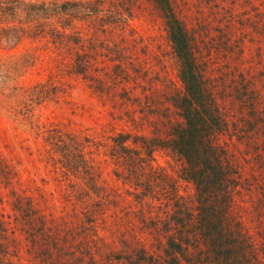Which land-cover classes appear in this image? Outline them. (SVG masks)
I'll use <instances>...</instances> for the list:
<instances>
[{
	"label": "rangeland",
	"instance_id": "rangeland-1",
	"mask_svg": "<svg viewBox=\"0 0 264 264\" xmlns=\"http://www.w3.org/2000/svg\"><path fill=\"white\" fill-rule=\"evenodd\" d=\"M173 2L196 30L205 84L227 122L219 141L239 174L230 216L264 264V0ZM61 3L66 10L51 16ZM39 9L47 14L33 21L31 11ZM230 13L233 27L227 28L220 17ZM79 35L87 38L80 58L96 61L100 84L95 66L88 76L73 68ZM113 64H120L119 72L107 77ZM176 70L162 19L149 0H0V264H77L79 257L82 264L93 250L82 246L86 241L103 258L140 244L155 253L165 232L180 233L171 214L194 209V190L181 178V159L168 151L152 149L150 165L143 160L146 150L139 151L135 165L147 176L138 185H149L144 203L118 212L104 196H113L108 184L124 197L134 193L127 163L109 155L114 134L164 139L180 121L170 103L181 92ZM76 136L85 152L106 163V181L93 173L94 189L77 186L59 160L62 143ZM133 146L139 150V142ZM118 167L120 179L112 172ZM49 236L60 244L55 247ZM69 242L73 256L60 249ZM184 244L180 264H208L199 257L205 251L200 240L189 236ZM76 246L84 256L74 253Z\"/></svg>",
	"mask_w": 264,
	"mask_h": 264
},
{
	"label": "trees",
	"instance_id": "trees-1",
	"mask_svg": "<svg viewBox=\"0 0 264 264\" xmlns=\"http://www.w3.org/2000/svg\"><path fill=\"white\" fill-rule=\"evenodd\" d=\"M149 1L162 19L171 53L176 61V76L181 84V92L173 95L170 98V103L180 121L171 127L170 134L164 139L157 138V136L150 138L138 135L131 136L127 133H118L111 137L109 140L111 142L109 155L113 159H117L120 164L123 161L127 163V176L133 184L131 190L134 193L127 191L124 197L123 194L117 193L108 184L113 196L104 195L106 197L105 201L110 207L115 206L114 209L118 212L126 213H129L130 204L144 203L148 198L146 189H149V185H145L143 189L138 185V182L147 175L143 168H137L135 163L140 159L139 151L141 149L146 150V157L143 158L146 162L150 157L151 150L158 149L168 151L181 159L183 163L181 178L192 184L195 197L193 201L194 209L181 210V208H178L173 211L171 214L173 223L171 225L176 228L179 226L180 229L177 228V232L180 231V233L166 235L165 232L162 239L158 241L160 244V246L158 245V252L157 250L155 253L149 251L147 244H140L136 250L135 247H130L129 251L120 254H114L113 251H110L103 258L98 248L93 245L89 246L91 244L86 241L82 246L93 248V250L87 251L89 259L82 264H104L107 257H110L108 264H121L120 261H124L125 264H180L179 256L186 249L184 243L188 242L189 236L201 241L205 253L200 249L199 257L203 256L205 260H208V264H259L256 249L247 242L248 237L242 236L243 232L239 222L230 216L231 191L239 186V174L232 158L229 157L227 150L219 141V136L227 131V122L223 118L211 91L205 84L201 64L196 55V30L189 29L186 22L178 16L173 0ZM213 4L215 7L219 6L217 2H213ZM206 5L209 6L210 10L214 9L210 4ZM59 9V11H54L51 16L54 13L64 12L66 3L60 6ZM85 12H87L86 15L92 12L95 14L96 8H93L92 12ZM31 13L35 14L31 18L36 21L41 18V15H46L47 11L43 13V10L39 9L37 13L35 11H31ZM230 14L221 15L220 17L221 21H227V28L233 27V17ZM10 15L16 17L17 11L10 12ZM59 34L61 37L64 36L61 32ZM79 37V41H75L73 44V53L77 55L73 68L77 67L78 74L88 76L87 72L90 68L96 67L97 80L100 84L99 80L102 79L101 69L96 66V61L80 58L85 53L78 50L87 45V38L82 35H79ZM79 53L84 54L79 55ZM119 68L120 64L115 66L113 64L111 73L106 76L115 75L119 72ZM123 71L125 75V70L123 69ZM89 79L93 81L92 78ZM38 86H34L33 89ZM136 142H139V150H136L133 146ZM73 144H76L73 153H71L72 151L65 153V149L68 146H73ZM87 148L82 139L76 136L74 141L73 137L68 142L64 141L57 154L60 156L59 160L62 158L65 161L64 169L73 173L77 186L82 188V185L90 184V187L94 189L96 181L93 173L99 175L101 183L106 181L103 176L106 163H101L94 155L85 152ZM147 163L150 165L149 162ZM112 172L120 179L117 175L122 173L120 167L112 170ZM173 187L174 184H171L170 188ZM85 192L88 194V191ZM100 195L101 193L96 196L102 198ZM128 197L132 200H128ZM101 202L103 201L99 199L98 203ZM124 203L128 207L123 206ZM145 227L147 230L148 222ZM49 237L53 240L52 244L55 247L60 244L57 237ZM60 249L68 256H73V242L67 243L66 247ZM60 249H57V251H60ZM74 253L83 255L79 246L74 248ZM75 259L78 264L82 258Z\"/></svg>",
	"mask_w": 264,
	"mask_h": 264
}]
</instances>
